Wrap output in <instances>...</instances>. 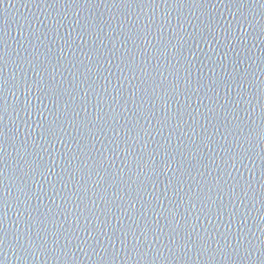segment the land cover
<instances>
[{"label":"water","instance_id":"95a60500","mask_svg":"<svg viewBox=\"0 0 264 264\" xmlns=\"http://www.w3.org/2000/svg\"><path fill=\"white\" fill-rule=\"evenodd\" d=\"M0 238V264H262L264 0H0Z\"/></svg>","mask_w":264,"mask_h":264},{"label":"snow or ice","instance_id":"6c2138e0","mask_svg":"<svg viewBox=\"0 0 264 264\" xmlns=\"http://www.w3.org/2000/svg\"><path fill=\"white\" fill-rule=\"evenodd\" d=\"M0 243H2V238H0ZM250 254V253H249ZM262 264H264V261H262Z\"/></svg>","mask_w":264,"mask_h":264}]
</instances>
